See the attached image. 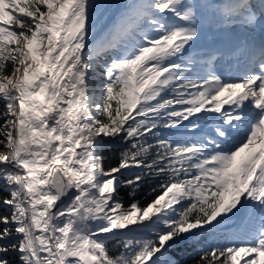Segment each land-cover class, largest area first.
Returning <instances> with one entry per match:
<instances>
[{
	"label": "snow or ice",
	"instance_id": "1",
	"mask_svg": "<svg viewBox=\"0 0 264 264\" xmlns=\"http://www.w3.org/2000/svg\"><path fill=\"white\" fill-rule=\"evenodd\" d=\"M0 106V264H264V0H0Z\"/></svg>",
	"mask_w": 264,
	"mask_h": 264
},
{
	"label": "trees",
	"instance_id": "2",
	"mask_svg": "<svg viewBox=\"0 0 264 264\" xmlns=\"http://www.w3.org/2000/svg\"><path fill=\"white\" fill-rule=\"evenodd\" d=\"M2 107V106H0ZM126 147L125 144L121 141H112L106 140L102 152V157L106 163V165H115L118 162L119 153ZM149 190V186L145 185V187L138 194L137 198H141L144 202L150 200L151 197H148L146 194ZM122 196L127 204L129 202V198L127 196V189L122 190ZM211 241V237L208 238ZM195 250L185 244L183 248L179 250H174L170 255L173 256L174 259H177L180 264H194Z\"/></svg>",
	"mask_w": 264,
	"mask_h": 264
}]
</instances>
